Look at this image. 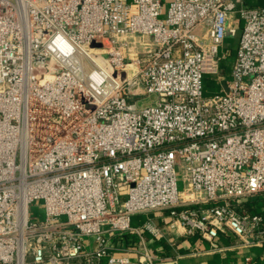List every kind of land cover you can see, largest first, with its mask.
<instances>
[{
	"label": "built area",
	"instance_id": "2783aa9c",
	"mask_svg": "<svg viewBox=\"0 0 264 264\" xmlns=\"http://www.w3.org/2000/svg\"><path fill=\"white\" fill-rule=\"evenodd\" d=\"M261 193L264 6L0 0V264H154L143 241L163 227L132 216L160 210L258 244L264 215L243 200Z\"/></svg>",
	"mask_w": 264,
	"mask_h": 264
},
{
	"label": "crops",
	"instance_id": "0c3cea01",
	"mask_svg": "<svg viewBox=\"0 0 264 264\" xmlns=\"http://www.w3.org/2000/svg\"><path fill=\"white\" fill-rule=\"evenodd\" d=\"M246 6H264V0H240ZM244 206L264 215V193L245 198ZM264 218V216H263ZM147 219L163 227L159 236L145 235L143 245L155 256L154 264H264V241L258 244L241 243L230 232H219L212 240L198 234H186L181 226H171L167 211L138 213L132 216L134 223ZM136 237H125L127 244H134ZM130 258L136 254L128 253Z\"/></svg>",
	"mask_w": 264,
	"mask_h": 264
},
{
	"label": "rangeland",
	"instance_id": "374dc122",
	"mask_svg": "<svg viewBox=\"0 0 264 264\" xmlns=\"http://www.w3.org/2000/svg\"><path fill=\"white\" fill-rule=\"evenodd\" d=\"M240 33H241V29L238 28V31L234 36L226 35V37L224 38V42H223L222 46L220 47V54H222L226 49H228V51H229V54L226 55L222 60V67L226 68V74L222 75V78L228 79L230 76V70H231L232 64L236 58V51H237V47H238ZM138 39H141V38H138ZM203 92H204V95H211V94H215V93H222L223 90H222V87L219 85L217 79L215 78L213 80L210 79V81L209 80L204 81ZM150 97H152V96H148V97L146 96L141 102L147 103L149 101ZM176 176H177V181H178V189H179V191L182 192L184 185H183L181 170L177 169ZM43 205H44L43 199H34L31 202L30 213L34 219L43 218V208H44Z\"/></svg>",
	"mask_w": 264,
	"mask_h": 264
},
{
	"label": "water",
	"instance_id": "95a60500",
	"mask_svg": "<svg viewBox=\"0 0 264 264\" xmlns=\"http://www.w3.org/2000/svg\"><path fill=\"white\" fill-rule=\"evenodd\" d=\"M225 91H227V87L225 86Z\"/></svg>",
	"mask_w": 264,
	"mask_h": 264
}]
</instances>
